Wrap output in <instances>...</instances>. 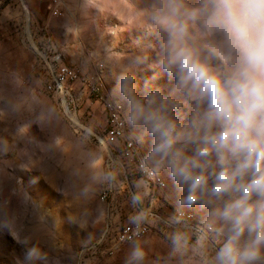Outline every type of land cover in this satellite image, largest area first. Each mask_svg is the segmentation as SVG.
<instances>
[{"label":"clouds","instance_id":"clouds-1","mask_svg":"<svg viewBox=\"0 0 264 264\" xmlns=\"http://www.w3.org/2000/svg\"><path fill=\"white\" fill-rule=\"evenodd\" d=\"M137 10L134 27L146 43L111 57L120 75L111 91L118 115L109 145L146 151L113 159L92 123L74 131L73 141L57 140L73 157L67 194L77 211L68 219L85 225L91 213L83 205L101 188L121 191L135 170L141 175L123 189L132 209L130 235L120 238L130 242L124 264H146L153 241L142 233L158 222L167 251L151 264H264V0H137ZM145 69L151 75L141 88ZM161 75L167 82L155 84ZM10 82L24 90L9 100L12 108L38 105L42 124L66 115L18 74ZM168 181L179 193L175 210L154 222L146 201ZM194 205L202 214L193 226L187 210ZM106 220L97 209L93 222ZM13 225L14 218L0 221ZM24 264H48V254L34 244Z\"/></svg>","mask_w":264,"mask_h":264},{"label":"rangeland","instance_id":"rangeland-1","mask_svg":"<svg viewBox=\"0 0 264 264\" xmlns=\"http://www.w3.org/2000/svg\"><path fill=\"white\" fill-rule=\"evenodd\" d=\"M48 1L38 0L35 12H31L28 2L20 0L0 13V221L14 218L12 228L0 227V264H24L25 252L34 244L47 252L48 264H124L130 243L100 262L93 258L91 245L108 225V209L99 198L100 189L83 205L91 213L85 225L68 219L77 211L76 202L67 194L69 161L73 157L56 141L63 144L64 140L75 139L74 131L79 128L74 127L73 118L81 126H97L105 151V101L111 99L120 75L111 57L136 52L138 45L146 43L134 27L140 22L137 0H62V11L56 16L48 12ZM46 33L60 51L61 62L77 72L72 92L65 96L47 91L35 71L32 45L42 41ZM13 73L66 115L42 124L36 119L38 105L12 108L9 100L24 94L23 89L12 87ZM150 75V69L138 74L141 88ZM166 82L167 76L161 75L155 84ZM69 148L65 145L66 150ZM135 150L142 156L146 147ZM165 185L168 200L162 207H152V211L165 214L164 218L167 212H174L179 195L170 181ZM99 208L105 210L107 220L94 223ZM187 211L198 222L202 210L194 205ZM163 228L158 222L144 236L153 241L146 264L167 251Z\"/></svg>","mask_w":264,"mask_h":264},{"label":"built area","instance_id":"built-area-1","mask_svg":"<svg viewBox=\"0 0 264 264\" xmlns=\"http://www.w3.org/2000/svg\"><path fill=\"white\" fill-rule=\"evenodd\" d=\"M20 0H0V13L1 11ZM25 7V6H23ZM47 10L52 16L59 15L62 11V0H49L47 3ZM32 52L34 53V67L45 88L50 93L65 96L72 92L73 82L77 78V72L74 68L69 67L61 62V53L56 45L51 41V36L45 34L42 41L35 42L32 45ZM105 108L107 119L105 124L103 138L105 152H110L113 159H126L124 156L125 151H133L132 148H127L124 143L111 144L116 139V119L117 111L111 104V99L105 101ZM76 130L81 126L77 119L71 118ZM141 156L140 150H136L135 159ZM141 174L138 171L132 170L126 172V182L130 185L131 181L138 178ZM125 183L121 191L108 190L101 188L99 198L108 206V225H106L105 234H99L93 241L91 248L95 262H100L105 256H112L118 252L126 243H130L128 239L121 240L123 236L130 235V225L128 222V215L132 211L129 210L127 191L123 189L128 185ZM168 185H157L151 194V200L146 201L145 212L148 213L152 219L157 220L159 217L164 219V215L152 211V207H162L165 201L168 200L166 190ZM191 225H195L197 220H189ZM151 230V225L146 226V231L142 233L144 237Z\"/></svg>","mask_w":264,"mask_h":264},{"label":"crops","instance_id":"crops-1","mask_svg":"<svg viewBox=\"0 0 264 264\" xmlns=\"http://www.w3.org/2000/svg\"><path fill=\"white\" fill-rule=\"evenodd\" d=\"M29 4V6L31 7V12H35L36 8H37V4H38V0H26ZM5 14V13H4ZM13 17L14 18H17L18 19V16L14 15L13 14ZM7 18V17H6ZM107 206V205H106ZM130 207V206H129ZM107 209H108V206H107ZM131 209V207L129 208V210ZM165 215V214H164ZM166 218L170 215L168 214V212L166 213Z\"/></svg>","mask_w":264,"mask_h":264},{"label":"bare ground","instance_id":"bare-ground-1","mask_svg":"<svg viewBox=\"0 0 264 264\" xmlns=\"http://www.w3.org/2000/svg\"><path fill=\"white\" fill-rule=\"evenodd\" d=\"M192 220H193V217H192ZM105 231H106V228L103 230V232L101 234H105Z\"/></svg>","mask_w":264,"mask_h":264}]
</instances>
